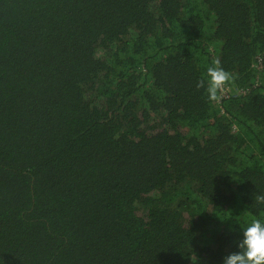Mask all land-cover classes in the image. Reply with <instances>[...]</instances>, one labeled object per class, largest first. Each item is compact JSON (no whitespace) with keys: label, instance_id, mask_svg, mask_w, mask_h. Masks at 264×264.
Masks as SVG:
<instances>
[{"label":"trees","instance_id":"1","mask_svg":"<svg viewBox=\"0 0 264 264\" xmlns=\"http://www.w3.org/2000/svg\"><path fill=\"white\" fill-rule=\"evenodd\" d=\"M261 194L264 0H0V264H224Z\"/></svg>","mask_w":264,"mask_h":264},{"label":"clouds","instance_id":"2","mask_svg":"<svg viewBox=\"0 0 264 264\" xmlns=\"http://www.w3.org/2000/svg\"><path fill=\"white\" fill-rule=\"evenodd\" d=\"M231 72L224 69L219 60H214L206 69V78L197 81V89H205L211 102H218L234 81ZM257 204H264V194L255 197ZM239 251L228 254L224 264H264V217L252 219L242 229Z\"/></svg>","mask_w":264,"mask_h":264}]
</instances>
